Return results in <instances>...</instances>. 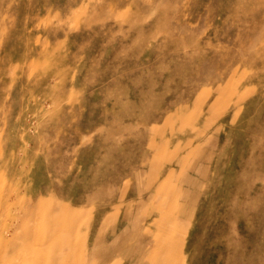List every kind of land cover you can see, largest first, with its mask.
<instances>
[{"label": "rangeland", "instance_id": "obj_1", "mask_svg": "<svg viewBox=\"0 0 264 264\" xmlns=\"http://www.w3.org/2000/svg\"><path fill=\"white\" fill-rule=\"evenodd\" d=\"M0 264H264V0H0Z\"/></svg>", "mask_w": 264, "mask_h": 264}]
</instances>
